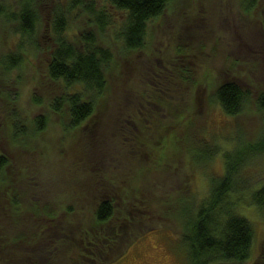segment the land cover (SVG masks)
I'll return each mask as SVG.
<instances>
[{
    "label": "rangeland",
    "instance_id": "374dc122",
    "mask_svg": "<svg viewBox=\"0 0 264 264\" xmlns=\"http://www.w3.org/2000/svg\"><path fill=\"white\" fill-rule=\"evenodd\" d=\"M23 1L0 0V11L11 12L9 18L0 14V60L5 54L16 52L18 45L23 49V58L15 68L7 75L0 72V152L10 163L3 170L5 177L14 175L17 185H23L20 191L24 195L14 206L40 209L47 205L50 217L43 216L49 226H41L43 234L29 243L25 227L35 232L40 228L28 227L29 215L21 213L16 220L10 204L2 203L0 198V264H35L38 261L27 254L30 252L49 264H87L88 254L80 251L87 250L83 243L95 246L92 249L97 253L95 264H105L107 257L120 250L119 246L131 242L133 233L145 230L124 256L111 264H186L185 253L169 230L180 241L184 227L191 223V215L180 219L175 211V197L183 195L198 204L208 196L211 178L223 179V153L228 149L225 145L232 142V132L244 143L264 139V120L256 105L264 91V29L260 19L264 15V0H258L250 12L242 9L241 0H173L147 22L144 45L131 51L123 50V41L118 37L119 14L107 9L111 22L101 34L95 33L97 44L108 48L111 56L105 68L106 98L104 102L96 98L100 102L94 105L95 113L75 130H68L59 114L50 112V102L57 96V85L46 73L47 63L57 47L50 29L53 11L60 7L58 16L71 17L67 37L76 41L83 29H93L89 15L78 8L74 11L68 8L65 0L43 3L27 0L42 18L41 22L32 21L26 38L18 33ZM94 1L97 5L104 2ZM198 45L204 51L197 50L195 55L194 47ZM187 49L192 50L189 58L182 55ZM232 58L238 60L234 67ZM201 59L213 60L208 80L201 76L206 71V65L199 64ZM185 77L191 78L192 84L184 82ZM200 81L204 82L202 88ZM225 81H235L251 91L248 103L237 116L226 115L217 101L210 100L214 90ZM32 96L48 103H36ZM154 99L166 101L172 112L177 113V118L170 121L181 128L178 137L184 149L196 146L193 155L199 146L207 144L208 149L218 146L216 154L193 165L182 149L165 148L162 171H150L152 155L157 151L147 143L141 154L142 148L134 139L142 132L135 135L133 131H138L144 122L148 130L153 129L159 120L166 119L169 111L157 103L152 105ZM41 115L45 119L44 128L35 130V118ZM186 116L192 122L187 128L183 126ZM15 121L27 131L25 137L16 140L12 139ZM171 128L176 129L172 125ZM19 140L24 141V147ZM20 171L24 175L16 174ZM188 173L193 176L191 185L189 181L182 183ZM206 174L210 176L205 179ZM235 178L244 187L231 195L233 210L248 219L253 228L247 261L251 264L264 253V207L259 208L252 199V192L264 184V156L253 157L239 168ZM1 185L0 195L4 192ZM154 195L156 199L148 205V199ZM108 199L114 200V220L119 222L113 225L112 220L107 228L112 232L105 240L106 245L113 249L103 253L108 246L102 250L90 234L97 231L91 226L97 204ZM164 203L168 205L162 206ZM168 208H173L172 217L160 214ZM118 209L121 213L116 212ZM124 224L127 228H123ZM68 228L73 230V238L68 246H63L61 240L67 238L64 232ZM76 249L80 257L74 252L64 253Z\"/></svg>",
    "mask_w": 264,
    "mask_h": 264
},
{
    "label": "trees",
    "instance_id": "16d2710c",
    "mask_svg": "<svg viewBox=\"0 0 264 264\" xmlns=\"http://www.w3.org/2000/svg\"><path fill=\"white\" fill-rule=\"evenodd\" d=\"M37 1L43 3L44 0ZM66 1L68 2V8L74 10L75 8L73 6L76 5V8L87 13L93 28L88 31L83 29L79 33L78 40H76L78 44L75 45L74 42L76 41H72L71 38H68L66 33L69 29L71 17L67 15L58 16L62 9L60 7H56L53 11L55 16L53 18L50 34L53 40L56 41L57 47L53 52L52 59L47 63L46 73L49 74L50 81L57 85V96L50 102V112L59 114L60 121L68 130H75L81 127L88 116H92L95 113L94 105L100 102L96 98L100 97L103 102L106 98V88L104 86L106 83L105 68H108L107 65L110 63L111 56L108 48L105 49L103 46L101 47L97 44L95 34L96 32L101 34V32L107 28L108 22H111L105 11L107 9H112L119 14L118 18L121 21V26L118 37L123 41V50L131 51L144 45L147 22L155 19L173 0H104L102 5H97L94 0H89L87 3L84 0H65L64 2ZM257 1L258 0H241V7L244 11L250 12L255 8ZM0 14L9 18L11 12L5 10L3 12L0 11ZM41 18L42 16L39 12L35 10L27 0L23 1L18 14V33L22 37L28 38L32 27V21L33 23L37 21L41 22ZM260 19L264 29V15ZM86 24L89 25V22L87 21ZM22 50V46L18 45L16 52L5 54L0 60V72L7 75L13 70V68L20 63L21 58H23V54L21 53ZM197 50L204 51L203 46L198 45V47H194L193 53L195 55H198ZM191 53L192 50L187 49L183 51L182 55L189 58ZM215 53L216 52H214L213 55H215ZM231 63L232 67H234L235 64L238 63V60L232 58ZM199 64L201 66L206 65V71H202L201 76L208 80V70L209 67L212 68L213 60L201 59L199 60ZM198 69L199 68H197V70ZM198 72L199 71H197V73ZM178 78L181 80V74L178 75ZM183 81L192 84V80L189 77H185ZM199 83L201 84L199 88H202L204 82L200 81ZM195 84L196 83L193 85ZM250 92L251 91L247 89H243L235 81H225L214 90L212 99L210 100L217 101L223 113L233 117L239 115L244 110L245 105L250 99ZM32 100L36 103L45 105L48 103V101L43 102L40 98L34 96H32ZM156 103L169 111V113L166 114V119L164 121L159 120V125L153 129L148 130L144 122L139 125L138 131H133L135 135H139V133L142 132L139 137L135 136L134 139V143H138L142 148L140 151L141 154L144 153L143 149L147 143L151 144L153 149L157 151L156 155L155 152L154 156L152 155V168L150 171H162L160 169L161 158L163 152H166V149L169 151V148L175 149V147H177L179 150L182 149L187 155V158L190 159L189 162L192 164L193 162L198 163L209 160L216 154L215 150L218 146L214 149H208L207 144L199 146V150L193 155L192 153L196 146L190 145L184 149L181 145L180 137H178L181 128L178 129V127L173 125L172 121H170L173 118H177V113L172 112L166 105V101L159 102L154 99L151 102L152 105H156ZM256 105L258 112L261 113L264 120V91L259 94ZM11 114L14 116L16 115L15 111H12ZM187 117L188 116H186L183 122V126L186 128L192 124L191 120ZM169 122H171V124ZM14 123L15 131L12 135V139L16 140L19 136L25 137L27 134L25 127L18 123V121ZM44 125L45 119L42 115L35 118V130H42ZM171 125L177 130L175 129L173 131L174 128H171ZM182 131H185L184 128ZM167 133L169 134L168 138ZM230 137L232 142L225 145L228 149L223 153V179L220 180L221 177L211 178L208 196L202 199L198 204L193 200L189 201L188 197H184L183 195L175 197L177 203L175 211L180 219L191 215V223L184 227L180 241L173 237L169 230L170 236L178 242L177 246L180 244V249H183L186 256V264H249L247 261L253 237L252 224L245 217L236 214L229 202L233 201L231 195L235 191H238L239 188L241 189L244 187L239 182V178H235V173L237 174L239 168L253 160V157L257 154L264 156L262 155L264 154V139L259 138L252 143H244L238 134L236 139L234 132L230 134ZM18 143L23 146L24 141L19 140ZM232 145L233 148H230ZM7 165H10L9 159L2 151L0 152V184H2L1 187L4 189V192L0 195L1 202L10 204L16 220L21 213L23 216H31L30 225L28 227L35 228L37 225V228H40L35 232L28 231L27 227H25V233L29 235V243H33L35 240H38L40 234H43L41 226H49L46 224L47 221L43 218V216L50 217L49 207L43 205L40 209H35L36 207L32 209H20L18 206H14L15 201L21 200L24 195L22 191H20V189H22L20 187L23 185H17L14 175L9 176L8 179L5 177L6 175L3 170H5ZM16 174L18 176L21 174L24 175V172L20 171ZM209 176V174H206L205 179ZM192 177L193 176L188 173V175H185L182 183L188 184L189 181L191 185L190 181L192 182ZM17 179L20 178L17 177ZM4 184L6 186H4ZM234 186H236V188ZM139 189L140 186L138 184V190ZM155 199V195L152 199H148V205ZM252 199L255 204L260 205L258 206L259 208L261 206L264 207V185H262L260 189L252 192ZM113 202V199H108L102 200L97 204L94 211V221L91 225L93 228L97 229L95 233L90 234L94 242L97 243V245L99 243L100 246H102V250L108 246V250L103 253H108L113 249L111 245H106L105 240L112 232L107 228L111 227L110 225H112V223L116 225L119 222V220H114ZM165 205L168 204L164 203L162 206ZM172 210L173 208H168L166 212L161 211L160 214L172 217ZM116 212L121 213L120 209L116 210ZM223 215H225V217H222ZM69 219L70 221H74L72 218ZM153 226V224L150 225L148 231H150ZM123 228H127V225L124 224ZM67 230L68 232H64L67 238L61 240L63 246H68V243L73 238V230L71 228ZM146 231L147 230L141 233H133L131 242H128L124 247L119 246L120 250H117L112 257H107L105 264H111L116 259L124 256L132 244L143 236ZM30 232L31 234H29ZM152 234L156 235L155 233ZM30 235L33 237L30 238ZM83 247L87 250L81 249L80 251L88 254L86 255L87 258H89L87 264H95L97 253L92 251L95 246L83 243ZM80 251L76 249L68 250L64 253L74 252L76 256L80 257ZM27 254H31L34 261H38L34 262L35 264H49L42 257L37 259L38 254H32L31 252ZM34 255L36 257H34ZM251 264H264V253Z\"/></svg>",
    "mask_w": 264,
    "mask_h": 264
},
{
    "label": "bare ground",
    "instance_id": "6f19581e",
    "mask_svg": "<svg viewBox=\"0 0 264 264\" xmlns=\"http://www.w3.org/2000/svg\"><path fill=\"white\" fill-rule=\"evenodd\" d=\"M76 9V5L73 6ZM74 11V10H73ZM240 174V173H239ZM243 183H245V180H242ZM241 183V182H240ZM242 184V183H241ZM243 186V184H242Z\"/></svg>",
    "mask_w": 264,
    "mask_h": 264
},
{
    "label": "clouds",
    "instance_id": "9594fccd",
    "mask_svg": "<svg viewBox=\"0 0 264 264\" xmlns=\"http://www.w3.org/2000/svg\"><path fill=\"white\" fill-rule=\"evenodd\" d=\"M261 187H262V186H261ZM261 187H260V188H261Z\"/></svg>",
    "mask_w": 264,
    "mask_h": 264
}]
</instances>
